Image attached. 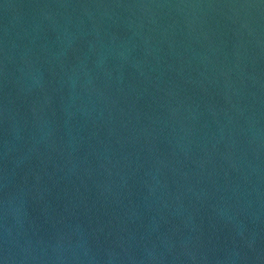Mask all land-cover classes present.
<instances>
[{"label": "water", "instance_id": "obj_1", "mask_svg": "<svg viewBox=\"0 0 264 264\" xmlns=\"http://www.w3.org/2000/svg\"><path fill=\"white\" fill-rule=\"evenodd\" d=\"M0 264H264V0H0Z\"/></svg>", "mask_w": 264, "mask_h": 264}]
</instances>
